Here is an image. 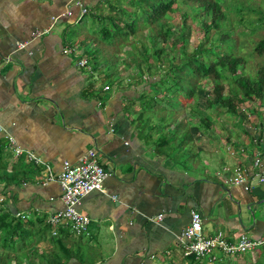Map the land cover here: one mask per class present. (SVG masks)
<instances>
[{
	"label": "crops",
	"instance_id": "1",
	"mask_svg": "<svg viewBox=\"0 0 264 264\" xmlns=\"http://www.w3.org/2000/svg\"><path fill=\"white\" fill-rule=\"evenodd\" d=\"M75 5L0 0V145L6 152L0 159V201L24 217L43 214L47 220L63 206L55 179L61 162H74L94 146L107 175L100 189L80 197L77 208L88 216L86 229L77 232L69 224L49 222L51 234L60 227L69 264H210L182 253L181 231L192 209L200 213L204 234L221 230L233 240L240 233H264V189L256 182L245 189L225 179L236 164L251 172L254 151L264 163L260 119L243 121L250 135L232 133L214 119L204 126L196 108L177 101L172 108L158 104L162 112L150 109L157 101L171 105L167 96L173 92L154 96L137 84L102 92L107 90L103 70L76 63L87 48L80 43L85 32L73 37L77 30L71 33L68 24L76 16L62 14L67 7L78 11ZM65 47H77V52L65 53ZM182 97L174 98L181 103ZM147 102L154 103L148 110ZM145 110L150 114L142 118ZM166 111L175 114L167 117ZM8 136L42 162L14 154ZM47 168L53 178L47 177ZM52 248L59 249L50 243L47 251ZM255 251L221 254L215 264H257L264 249Z\"/></svg>",
	"mask_w": 264,
	"mask_h": 264
},
{
	"label": "trees",
	"instance_id": "2",
	"mask_svg": "<svg viewBox=\"0 0 264 264\" xmlns=\"http://www.w3.org/2000/svg\"><path fill=\"white\" fill-rule=\"evenodd\" d=\"M80 1L87 8L82 17L86 13L89 14L90 22V33L80 39L81 44H88L82 54L87 58L88 66L90 62L91 66L103 70L102 81L107 82L108 85L116 75L117 65L120 62L123 63L122 69L133 63L139 70L155 74L153 78L148 77L145 85L159 84L165 73H168L172 81L160 92L167 90L182 94L185 98L193 95L200 85V78L207 79L210 90L206 92L204 106L211 107L214 104L216 111L236 116L235 123L243 122L247 117V114L239 109L238 102L254 101L256 104L251 112L259 114L262 110L264 34H260L254 27L250 31L251 35L254 31L258 33L248 38L251 42L249 53L253 58L262 57L260 61H255L254 71L249 73L238 69V65H243L246 59L243 54L232 50V46L237 42L229 30L225 29L226 21L229 19L227 9L224 8L227 3L221 4L220 0H119V4L116 0H92L90 4L85 0ZM179 3L187 5L191 13L197 16L198 29L203 37L190 50L184 47L188 11L183 10L180 13L182 23L177 27L181 38L179 44H175L173 37L175 32L172 30L170 13L175 12ZM252 4L256 5L255 10L259 12L260 8L255 4V0H252ZM76 15L77 11L72 10L71 16ZM257 19L259 22L264 19V11ZM212 34L216 35L212 36ZM170 37L172 41L168 40ZM127 38H130L134 51L119 57L115 46L117 43L128 42ZM207 42H209L208 46ZM175 56H177L176 60ZM107 61L116 64L112 69L107 70L105 65ZM160 70L161 75L157 74ZM135 84L140 85V82L136 81L132 87L117 85V88L125 90L128 87L133 88ZM142 88L144 86L140 89ZM198 117L204 126H209L214 121L201 114ZM244 128L243 133L250 135L248 127L244 125ZM259 133L260 131L257 135ZM187 139L189 138L186 137V141ZM1 156L6 157L4 144L0 145V159ZM5 177L3 176L6 182ZM16 212L18 211L12 210L0 201V264H69L68 258L71 253L66 247L65 250L63 249L60 227L56 234H51L52 225L43 214L35 217L26 214L27 216L23 218L16 216ZM66 233L69 234L67 230ZM50 243L54 247L58 246L59 249L52 248L48 252ZM257 249H264V244ZM187 256L193 257L192 254ZM261 264H264V260Z\"/></svg>",
	"mask_w": 264,
	"mask_h": 264
},
{
	"label": "built area",
	"instance_id": "3",
	"mask_svg": "<svg viewBox=\"0 0 264 264\" xmlns=\"http://www.w3.org/2000/svg\"><path fill=\"white\" fill-rule=\"evenodd\" d=\"M80 6V12H84L85 6L81 4L80 0H68ZM69 14L70 10L65 9ZM49 27V26H48ZM48 27L41 31L32 32L33 35L47 31ZM17 46H22L21 42ZM63 52H77V47H65ZM76 63L79 66H86L87 58L80 56ZM103 89H108L109 85L104 83ZM110 130L113 129L110 123ZM8 146L12 147L14 154L25 153L28 159L34 162H42L34 152L29 149H22L17 145H13L14 141L11 136L7 137ZM99 151L96 147L91 146L86 148L74 162L63 160L59 171L55 175V179L60 189V200L63 204L61 209L55 210L49 214L48 222L52 225L60 223L69 224L72 229L77 232L84 231L89 221L88 216L79 211L77 206L80 197L90 190L100 189L101 182L107 175L106 170L98 161ZM251 166L253 170L247 172L246 168L240 164L234 165L230 168V172L225 177L227 182L234 184H242L245 189L249 188L254 182L261 185L264 189V173L262 168L264 163L261 160V153L254 151L251 158ZM225 168V167H224ZM227 170V168H225ZM46 175L48 178H53L51 172L47 168ZM16 216L24 217L22 213L16 212ZM161 214L157 215L159 218ZM54 232V231H52ZM181 236L185 239L182 253L185 255L192 254L194 258H206L210 264H215L219 260L220 255L230 256L236 253H252L260 245L264 244V233L257 237L248 236L246 233H240L233 240L227 239V234L221 230H216L213 234H204L201 228V216L197 210L190 211V219L183 227ZM219 251V255L215 253Z\"/></svg>",
	"mask_w": 264,
	"mask_h": 264
},
{
	"label": "rangeland",
	"instance_id": "4",
	"mask_svg": "<svg viewBox=\"0 0 264 264\" xmlns=\"http://www.w3.org/2000/svg\"><path fill=\"white\" fill-rule=\"evenodd\" d=\"M221 4L223 3H227V6H225L224 8L227 9L226 13L227 16L229 17V19H227L226 21V27L225 29L229 30V32L231 33V35L234 38V40L237 42L236 44H234L232 46V50L234 52H238L244 55L245 57V63L243 65H238V69H241L243 72H253L254 71V67H255V61H260L262 59V57H256L253 58L252 55L249 53L250 47H251V42L249 41V37H254L257 32H253L254 34L251 35L252 33L250 32L252 30V28L255 27V29L259 30L260 34H264V19H262L260 22L258 21L257 17H259V14L264 11V0H259V2L257 0H255V4L259 5L260 11H256L255 10V6L254 4H252V0H220ZM116 3H120L119 0H116ZM125 3V2H124ZM107 10V9H106ZM185 10L189 12V17L186 21V25L188 27H186L185 35L187 36L185 41H184V47H186V50H190V48L192 49L193 46H195L199 41H201L203 39L202 37V33L200 32V30L198 29L199 26V20L197 18V16H194L189 7L187 5H185L184 3H179L178 7H176L175 12L170 13V18L172 22V30H174L175 32V44H179V41H181L180 37H179V29L177 28L178 26H180L181 22V16L180 13ZM69 25V30H74V32H76L75 30H77L76 33L72 34V36L74 37V35L76 34H81L82 32H85V35H88L90 33V22H89V14H85L82 20H76L75 22H71L68 24ZM260 25V26H259ZM236 32H238L236 34ZM84 35V36H85ZM216 35V34H215ZM214 34H212V36H215ZM77 37H79L77 35ZM80 38V37H79ZM168 40L172 41V38L170 37ZM128 42H125L124 44H120L117 43L116 44V50H117V56H121L124 57L125 54L128 53H133L134 48L132 47V44L130 43V38H127ZM168 44V43H167ZM207 46L209 45V42H207L206 44ZM88 47V44H87ZM132 50V51H131ZM136 50V49H135ZM101 59V58H100ZM177 59V56H175V60ZM166 59H164V63H165ZM115 62H111V61H107L105 62L106 65V69L110 70L113 68V65H115ZM166 64V63H165ZM117 71L115 72L116 75L113 77V80L111 82V84L109 85V89L107 90H103L102 92H111V91H117V90H121L119 88H117V85H122L123 87H127V85H130V87H132V84L135 83L136 81L140 82V87L144 86V88L141 89V91L144 92H152L154 93V96L157 95V92H160L163 87H165L166 85H168L169 83H171L172 79L169 76V74L165 73V75L163 76V79H161V81H159V84L155 85V86H151V85H145L146 80L149 78H153L155 76V74L152 72L151 74L147 73V71L145 70H139L133 63H131L128 67L122 69L123 67V63L120 62L117 65ZM162 71L160 70L159 75H161ZM200 85H198V87L195 89L193 95L189 98H181V105L182 106H189L192 108H196L197 113L201 114V115H205L210 119H214L215 120V124L218 127L219 122H221L222 124H225L229 130V132L234 133V131H239L240 134H243L244 131V123L242 121H238L237 123V127L233 126V121H234V115H229L226 114L224 112H218L216 111L215 105L213 104L211 107H205L204 106V99L206 96V92H209V88H210V83L207 79L204 78H200L199 79ZM103 83H107V82H102ZM124 90V88H123ZM167 93H170L166 90ZM183 96L182 94H169L167 96L168 98V102L171 103V105L169 103H167L166 101H157L154 98L152 99V101H157L155 104L153 102H147L146 104V108L148 110L149 106L154 104V107L150 108V109H156L157 110V106L158 104H163V106H171L172 108V104L173 107H175L176 105V101L178 102L177 104L180 105V101H178L177 99H175L174 97L176 96ZM144 98L141 97V100ZM158 100L159 98L156 97ZM162 98V97H161ZM147 101H149L148 98H146ZM165 100V99H164ZM255 102L254 101H241L238 102L237 105L239 107L240 110H242L243 112H245L247 115L245 122L247 123L249 121V118L256 120L257 118L260 119L262 125H264V106L261 107V111L259 112V114H255V112H251V109L255 106ZM147 110H145L142 113V118H146L148 116ZM154 110V111H156ZM185 109H183L180 112V115H184ZM158 112H162V110H160L158 108ZM167 117L173 116L175 114V112H171L169 113V111H166ZM151 115L156 118V114L155 113H151ZM179 115V116H180ZM145 121V119H144ZM143 121V122H144ZM216 127V128H217ZM234 127L235 129L233 130ZM232 128V129H231ZM218 129V128H217ZM231 129V130H230ZM144 135H146V132L143 131ZM229 133L227 132V135ZM206 144V142H204ZM237 255V254H236ZM206 259V258H205ZM264 260V257L260 259L259 263L261 264L262 261ZM217 261V260H216ZM238 262V261H237ZM258 264V263H257Z\"/></svg>",
	"mask_w": 264,
	"mask_h": 264
},
{
	"label": "clouds",
	"instance_id": "5",
	"mask_svg": "<svg viewBox=\"0 0 264 264\" xmlns=\"http://www.w3.org/2000/svg\"><path fill=\"white\" fill-rule=\"evenodd\" d=\"M70 2H71V1H70ZM71 4H73V2H71ZM74 4H75V3H74ZM81 4H82V3H81ZM76 5L78 6V11H77V15H76L75 19H76V20H82V19H83L82 14H84V13L87 11V8H86L85 5H83V6H85V10H84V12H82L81 14H79V12H80V6H79L78 4H76ZM65 9H69V10H70L69 7L65 8ZM64 12H65V10H64ZM64 12H62V14H64V15H71V10H70V13H69V14L64 13Z\"/></svg>",
	"mask_w": 264,
	"mask_h": 264
}]
</instances>
